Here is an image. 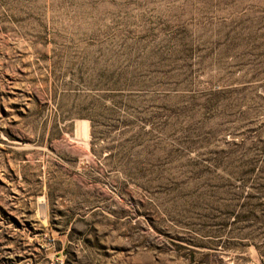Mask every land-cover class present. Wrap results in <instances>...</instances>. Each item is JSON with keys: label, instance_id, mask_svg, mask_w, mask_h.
I'll return each mask as SVG.
<instances>
[{"label": "rangeland", "instance_id": "rangeland-1", "mask_svg": "<svg viewBox=\"0 0 264 264\" xmlns=\"http://www.w3.org/2000/svg\"><path fill=\"white\" fill-rule=\"evenodd\" d=\"M0 264H264V0H0Z\"/></svg>", "mask_w": 264, "mask_h": 264}]
</instances>
